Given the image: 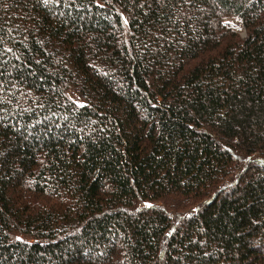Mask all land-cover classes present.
<instances>
[{
    "label": "trees",
    "instance_id": "trees-1",
    "mask_svg": "<svg viewBox=\"0 0 264 264\" xmlns=\"http://www.w3.org/2000/svg\"><path fill=\"white\" fill-rule=\"evenodd\" d=\"M0 264H264V0H0Z\"/></svg>",
    "mask_w": 264,
    "mask_h": 264
},
{
    "label": "rangeland",
    "instance_id": "rangeland-1",
    "mask_svg": "<svg viewBox=\"0 0 264 264\" xmlns=\"http://www.w3.org/2000/svg\"><path fill=\"white\" fill-rule=\"evenodd\" d=\"M226 23L231 26V27H236L238 28V25H237V22H234V23H230L229 21H226ZM243 35V32L241 33Z\"/></svg>",
    "mask_w": 264,
    "mask_h": 264
}]
</instances>
